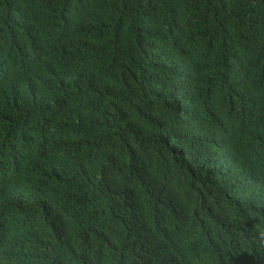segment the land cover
<instances>
[{"label": "trees", "instance_id": "1", "mask_svg": "<svg viewBox=\"0 0 264 264\" xmlns=\"http://www.w3.org/2000/svg\"><path fill=\"white\" fill-rule=\"evenodd\" d=\"M0 264H264V0H0Z\"/></svg>", "mask_w": 264, "mask_h": 264}]
</instances>
